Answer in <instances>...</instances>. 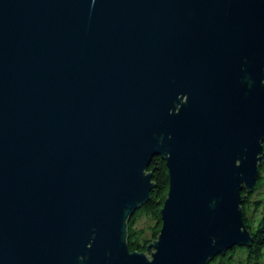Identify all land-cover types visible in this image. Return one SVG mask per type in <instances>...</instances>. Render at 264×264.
I'll list each match as a JSON object with an SVG mask.
<instances>
[{"label": "water", "instance_id": "obj_1", "mask_svg": "<svg viewBox=\"0 0 264 264\" xmlns=\"http://www.w3.org/2000/svg\"><path fill=\"white\" fill-rule=\"evenodd\" d=\"M263 164L264 0H0V264H210Z\"/></svg>", "mask_w": 264, "mask_h": 264}, {"label": "trees", "instance_id": "obj_2", "mask_svg": "<svg viewBox=\"0 0 264 264\" xmlns=\"http://www.w3.org/2000/svg\"><path fill=\"white\" fill-rule=\"evenodd\" d=\"M153 174V181L156 186L151 192L150 200L140 207L128 222V242L132 252H147V247L150 243L157 239L163 227L162 210L165 200L169 195L170 176L166 161L155 156L148 169ZM264 175V164L260 167V177L257 181L255 191L248 193L245 189L242 191L244 202L242 204L246 227L252 232L254 240L249 247H236L229 250L226 254L217 256L210 264H233L236 262L237 249H244L246 254L245 264H252L257 260H263L264 255V202L258 200L252 202L255 198V193L260 190ZM259 197L261 191L258 192ZM252 203H255L257 208L261 209V215L256 221L257 226H254L255 220L249 218L248 212Z\"/></svg>", "mask_w": 264, "mask_h": 264}, {"label": "rangeland", "instance_id": "obj_3", "mask_svg": "<svg viewBox=\"0 0 264 264\" xmlns=\"http://www.w3.org/2000/svg\"><path fill=\"white\" fill-rule=\"evenodd\" d=\"M262 181L264 182V175L262 178ZM261 191V195L264 196V183L262 184V187L260 188ZM257 191L254 195L255 198L253 199L252 202L258 201V200H262V202H264V197H259L258 196V192ZM249 218L252 220H255V218H259L261 215V209L257 208V206L255 205V203H252L248 212ZM258 224V221L255 220L254 226L256 227ZM252 233V232H251ZM154 242V241H153ZM246 254L247 252L244 249H237V254H236V262H233V264H245L246 261ZM147 255L149 257H151L150 252L147 251ZM263 260H257L256 262L252 263V264H264V255H263Z\"/></svg>", "mask_w": 264, "mask_h": 264}]
</instances>
